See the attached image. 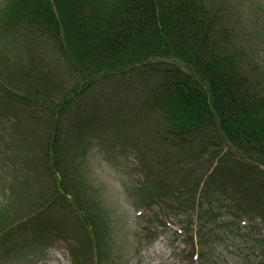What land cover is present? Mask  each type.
I'll use <instances>...</instances> for the list:
<instances>
[{
	"label": "trees",
	"instance_id": "16d2710c",
	"mask_svg": "<svg viewBox=\"0 0 264 264\" xmlns=\"http://www.w3.org/2000/svg\"><path fill=\"white\" fill-rule=\"evenodd\" d=\"M239 7L236 0H0V90L48 114L40 164L53 185L43 202L21 199L0 212V240L61 201L80 220L78 239H86L85 250L73 255L83 251L81 257L99 262L101 213L83 189L79 164L58 154L56 130L67 108L92 87L152 65L167 66L165 81L155 91H137L131 103L156 132L131 146L145 176L139 208L159 210L150 225L162 221L172 229L184 222L172 219L190 209H197V223L214 208L208 197L217 194L227 208L232 202L243 211L236 220L254 222L259 214L264 221V21L247 12L243 19ZM130 109L123 103L121 110ZM224 165L243 179L238 198L231 184L219 191L212 186ZM196 223L189 232L198 238L192 244L199 256ZM252 235L264 247V233ZM261 250L257 264H264Z\"/></svg>",
	"mask_w": 264,
	"mask_h": 264
},
{
	"label": "rangeland",
	"instance_id": "374dc122",
	"mask_svg": "<svg viewBox=\"0 0 264 264\" xmlns=\"http://www.w3.org/2000/svg\"><path fill=\"white\" fill-rule=\"evenodd\" d=\"M236 2L243 19L247 12L264 21V0ZM166 67L152 65L146 72L103 80V84L74 100L57 127L58 154L79 164L77 173L83 189L95 200L101 213L104 233L100 232V243L103 238L104 243L98 246L99 262L81 257L83 251L80 257H73L71 250L81 245L85 250L86 239L77 237L81 226L78 217L69 206L57 201L38 215H46L42 219L27 218L26 230H19L17 224L13 232L4 233L0 240V264H191L185 259L195 257V264H257L262 259L264 247L255 244L256 238L254 241L250 238L253 233H264L263 218L257 214L254 222L244 223L245 219L240 217L236 220L243 211L237 205L232 208V202L227 203L230 206L227 208L222 194L208 197L213 198L214 208L204 211L197 223L194 215L197 209H190L180 218L172 219L184 221L172 229L162 227V221L158 226L150 225V216L159 213L158 208H139L143 198L137 192L145 176L138 170L131 146L137 137L145 139L156 132L151 131L148 116L131 103L137 91L149 90L145 87L155 91L162 85ZM144 97L147 96L143 94ZM123 103L130 106V112L121 110ZM49 128L50 118L43 109L30 107L0 90V212L10 210L11 204L21 199L43 202L44 195L51 194L53 185L47 168L40 164ZM218 173L212 186L219 191L223 185L231 184L233 193L240 197L235 189L243 179L234 169L224 165ZM193 221L202 241L199 257V245L192 244L198 238L195 235L192 240L189 232ZM181 226L182 234L177 232H181ZM250 242H254L255 248ZM156 246L163 250L159 260L153 251Z\"/></svg>",
	"mask_w": 264,
	"mask_h": 264
},
{
	"label": "bare ground",
	"instance_id": "6f19581e",
	"mask_svg": "<svg viewBox=\"0 0 264 264\" xmlns=\"http://www.w3.org/2000/svg\"><path fill=\"white\" fill-rule=\"evenodd\" d=\"M161 246H156L153 251L156 253V260H159L161 257H163V250L160 248ZM159 249V250H158Z\"/></svg>",
	"mask_w": 264,
	"mask_h": 264
}]
</instances>
